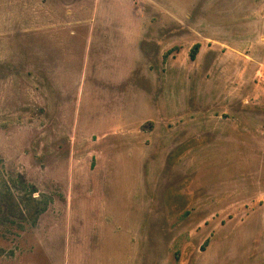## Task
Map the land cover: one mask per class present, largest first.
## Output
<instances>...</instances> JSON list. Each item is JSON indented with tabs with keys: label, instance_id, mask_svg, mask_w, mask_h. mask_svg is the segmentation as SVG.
<instances>
[{
	"label": "rangeland",
	"instance_id": "rangeland-1",
	"mask_svg": "<svg viewBox=\"0 0 264 264\" xmlns=\"http://www.w3.org/2000/svg\"><path fill=\"white\" fill-rule=\"evenodd\" d=\"M0 264H264V0H0Z\"/></svg>",
	"mask_w": 264,
	"mask_h": 264
},
{
	"label": "trees",
	"instance_id": "trees-1",
	"mask_svg": "<svg viewBox=\"0 0 264 264\" xmlns=\"http://www.w3.org/2000/svg\"><path fill=\"white\" fill-rule=\"evenodd\" d=\"M199 46H200L199 43H195V44L191 47V49H190V51H189V56H190L191 59H194V58H195ZM167 54H168V51H167L166 53H164V57H166Z\"/></svg>",
	"mask_w": 264,
	"mask_h": 264
}]
</instances>
